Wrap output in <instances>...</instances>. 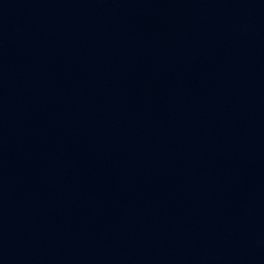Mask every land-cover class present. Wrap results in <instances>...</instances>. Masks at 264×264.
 <instances>
[{"label": "water", "instance_id": "obj_1", "mask_svg": "<svg viewBox=\"0 0 264 264\" xmlns=\"http://www.w3.org/2000/svg\"><path fill=\"white\" fill-rule=\"evenodd\" d=\"M0 264H264V0H0Z\"/></svg>", "mask_w": 264, "mask_h": 264}]
</instances>
